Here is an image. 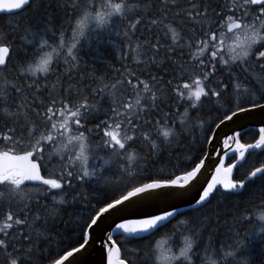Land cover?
I'll return each mask as SVG.
<instances>
[{
    "label": "snow or ice",
    "instance_id": "obj_1",
    "mask_svg": "<svg viewBox=\"0 0 264 264\" xmlns=\"http://www.w3.org/2000/svg\"><path fill=\"white\" fill-rule=\"evenodd\" d=\"M258 156L264 0H0V264H264Z\"/></svg>",
    "mask_w": 264,
    "mask_h": 264
},
{
    "label": "water",
    "instance_id": "obj_2",
    "mask_svg": "<svg viewBox=\"0 0 264 264\" xmlns=\"http://www.w3.org/2000/svg\"><path fill=\"white\" fill-rule=\"evenodd\" d=\"M246 126H247V129H249L251 127L252 128H255V127L257 128V125L255 124L254 121L246 122ZM232 127H235V126L234 125H229L227 127H222V129L218 132L219 138L222 139L225 136V134L230 133V130H231ZM214 143L216 144L217 147H219V141H215Z\"/></svg>",
    "mask_w": 264,
    "mask_h": 264
},
{
    "label": "trees",
    "instance_id": "obj_3",
    "mask_svg": "<svg viewBox=\"0 0 264 264\" xmlns=\"http://www.w3.org/2000/svg\"><path fill=\"white\" fill-rule=\"evenodd\" d=\"M256 130H248V139H251V137L255 134ZM257 159L264 160V156H258Z\"/></svg>",
    "mask_w": 264,
    "mask_h": 264
}]
</instances>
